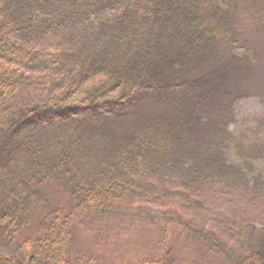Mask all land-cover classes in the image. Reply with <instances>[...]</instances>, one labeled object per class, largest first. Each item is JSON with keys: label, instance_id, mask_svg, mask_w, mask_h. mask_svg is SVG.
I'll return each mask as SVG.
<instances>
[{"label": "trees", "instance_id": "1", "mask_svg": "<svg viewBox=\"0 0 264 264\" xmlns=\"http://www.w3.org/2000/svg\"><path fill=\"white\" fill-rule=\"evenodd\" d=\"M258 1L0 0V129L19 110L162 102L95 177L63 183L66 155L24 186L0 178V264H264V170L229 158L214 119L247 96L226 76L244 73L205 69L212 49L251 56L241 11Z\"/></svg>", "mask_w": 264, "mask_h": 264}, {"label": "rangeland", "instance_id": "2", "mask_svg": "<svg viewBox=\"0 0 264 264\" xmlns=\"http://www.w3.org/2000/svg\"><path fill=\"white\" fill-rule=\"evenodd\" d=\"M261 11L264 12V0L253 2L249 13L245 9L241 11L243 20L246 15L254 14V21L249 20L245 24L247 32H251L246 36V43L252 48L251 56L235 61L219 51L212 57V49L206 58L208 65L205 68L217 70L223 63L222 70L229 63L232 68L243 71L240 79L226 76L227 80L231 78L230 81L239 82L247 96L231 109H225L223 113L217 111L214 119L216 125L221 123L222 133L226 129L237 137V142L228 152L229 158L239 163L243 159H256L259 171L264 170V26L259 23L262 21ZM223 72L229 71L225 69ZM158 98L139 102L122 115L77 116L62 122L55 119V112L41 111L34 120V116L28 114L29 109L19 110L17 116L0 129V178L3 177L13 189L20 183L24 186L37 172L46 176L63 172L59 161L66 155L71 157V163L65 164L64 169L71 172L72 177L63 183H69L70 179L75 182L95 177L103 172L115 152L142 131L146 118L161 110L162 102ZM205 138H208L207 134ZM17 150L21 155H16L20 152ZM165 154L159 155V159L166 158ZM158 157L154 158L158 160ZM174 171L175 168L171 173ZM175 172L185 174L180 169Z\"/></svg>", "mask_w": 264, "mask_h": 264}]
</instances>
